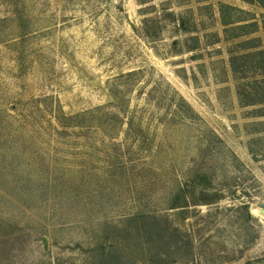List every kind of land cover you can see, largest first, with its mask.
I'll use <instances>...</instances> for the list:
<instances>
[{
    "label": "rangeland",
    "instance_id": "obj_1",
    "mask_svg": "<svg viewBox=\"0 0 264 264\" xmlns=\"http://www.w3.org/2000/svg\"><path fill=\"white\" fill-rule=\"evenodd\" d=\"M261 201L264 0H0V264H264Z\"/></svg>",
    "mask_w": 264,
    "mask_h": 264
},
{
    "label": "trees",
    "instance_id": "obj_2",
    "mask_svg": "<svg viewBox=\"0 0 264 264\" xmlns=\"http://www.w3.org/2000/svg\"><path fill=\"white\" fill-rule=\"evenodd\" d=\"M95 264H125L121 253L116 250H108L102 253Z\"/></svg>",
    "mask_w": 264,
    "mask_h": 264
},
{
    "label": "water",
    "instance_id": "obj_3",
    "mask_svg": "<svg viewBox=\"0 0 264 264\" xmlns=\"http://www.w3.org/2000/svg\"><path fill=\"white\" fill-rule=\"evenodd\" d=\"M260 203H261V204H264V201H261Z\"/></svg>",
    "mask_w": 264,
    "mask_h": 264
},
{
    "label": "bare ground",
    "instance_id": "obj_4",
    "mask_svg": "<svg viewBox=\"0 0 264 264\" xmlns=\"http://www.w3.org/2000/svg\"><path fill=\"white\" fill-rule=\"evenodd\" d=\"M254 211H257L258 209H253Z\"/></svg>",
    "mask_w": 264,
    "mask_h": 264
}]
</instances>
